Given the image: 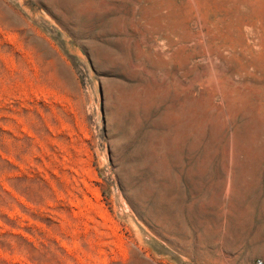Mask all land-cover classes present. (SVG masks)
Masks as SVG:
<instances>
[{"label":"rangeland","instance_id":"rangeland-1","mask_svg":"<svg viewBox=\"0 0 264 264\" xmlns=\"http://www.w3.org/2000/svg\"><path fill=\"white\" fill-rule=\"evenodd\" d=\"M0 264H264V0H0Z\"/></svg>","mask_w":264,"mask_h":264}]
</instances>
